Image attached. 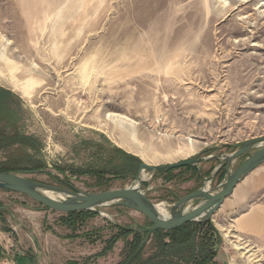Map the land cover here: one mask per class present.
<instances>
[{
  "label": "rangeland",
  "instance_id": "obj_1",
  "mask_svg": "<svg viewBox=\"0 0 264 264\" xmlns=\"http://www.w3.org/2000/svg\"><path fill=\"white\" fill-rule=\"evenodd\" d=\"M0 88L17 131L34 139L0 148V165L41 170L21 176L46 186L121 190L141 164L229 155L264 136V0H0ZM125 155L140 161L131 175ZM181 169L145 173L140 191L167 210L201 182ZM0 209V251L33 258L29 231L53 253L41 264H120L121 241L98 257L109 225L150 226L103 206L72 229L60 223L68 214L2 190ZM234 241L229 231L219 248L233 257Z\"/></svg>",
  "mask_w": 264,
  "mask_h": 264
},
{
  "label": "water",
  "instance_id": "obj_2",
  "mask_svg": "<svg viewBox=\"0 0 264 264\" xmlns=\"http://www.w3.org/2000/svg\"><path fill=\"white\" fill-rule=\"evenodd\" d=\"M240 158H243L241 163L232 169L233 164ZM210 161H217L211 174L206 178H201L202 185L197 190L186 194L167 210L165 209L167 216L161 215L156 208L158 205L152 203L139 189L145 173L161 175L189 167L196 168L200 172L198 165ZM262 164H264V136L239 144L236 150L229 155L193 158L163 166L141 164L136 175L132 177L133 184L121 190L97 193L66 190L36 183L22 177L23 173L12 172L0 173V190L25 196L45 209L62 214L81 211L95 212L96 208L103 206L135 211L150 223L149 227L142 230L147 234L143 241V244H146L149 237L157 230L171 231L187 223H202L211 220L225 199L232 195L235 187ZM39 172L41 170L30 173ZM221 172L224 173L221 183L216 187H209ZM45 192L55 193L60 197L52 199Z\"/></svg>",
  "mask_w": 264,
  "mask_h": 264
},
{
  "label": "trees",
  "instance_id": "obj_3",
  "mask_svg": "<svg viewBox=\"0 0 264 264\" xmlns=\"http://www.w3.org/2000/svg\"><path fill=\"white\" fill-rule=\"evenodd\" d=\"M12 97L13 95L9 91L0 88V122L6 123L3 125V130H0V148L18 146V150H20L23 147L26 148V146H33L34 139L18 132L15 123L10 120L12 112L9 106ZM118 152L116 151V153ZM24 157L25 159L21 162L34 163L28 155H24ZM126 157L131 162L130 166L126 167V171L128 175H131L135 172L140 161L135 157ZM16 159L19 160V158ZM17 162L19 163V161ZM181 170L191 171L192 168H182ZM173 171L161 175L168 176ZM2 172L30 173L32 171L19 168L10 161L0 165V173ZM222 177L224 178L223 173H219V181H222ZM0 212H3V210L0 209ZM94 216L96 214L90 211L76 212L61 217L60 223L68 228L75 229L78 224L82 223L83 218ZM108 228L112 232L111 237L105 241L106 248H104V251L97 256L104 257L107 252L112 251L117 242L121 241L123 243V260L120 264H217L216 257L222 243V238L211 220L202 223H187L171 231L157 230L149 237L146 244H143V241L146 239L147 234L142 232L146 227L134 228L109 225ZM92 235H85L90 243L96 242L91 241Z\"/></svg>",
  "mask_w": 264,
  "mask_h": 264
},
{
  "label": "crops",
  "instance_id": "obj_4",
  "mask_svg": "<svg viewBox=\"0 0 264 264\" xmlns=\"http://www.w3.org/2000/svg\"><path fill=\"white\" fill-rule=\"evenodd\" d=\"M216 165L217 161L202 163L198 165L200 172L196 168H192V171L197 173V180L201 182L189 189L188 193L197 190L202 185L201 178L208 177L211 174L209 171L211 169L213 171ZM214 182L217 185L221 183L219 179H215L209 187H212ZM211 222L222 239L230 231L234 233L236 240L233 242L234 256H228L227 249L219 248L216 257L217 264H259V256L264 260V164L254 169L235 187L232 195L225 199L220 209L212 216ZM223 225H227V227ZM26 234L30 240L36 243L37 251L32 255L33 258H31V254L30 256L23 254L18 257L10 256L11 258H7L5 256L8 254L0 251V255L3 256L6 263L12 260V264H41L42 260L40 259L46 254L52 258L51 248L50 251H45V248H41L38 244L34 233L28 231ZM45 236L48 238L47 234ZM70 239L76 241L81 237ZM250 252L253 253L250 254ZM245 253H248L249 256ZM72 263H74L72 259H68L67 264Z\"/></svg>",
  "mask_w": 264,
  "mask_h": 264
},
{
  "label": "bare ground",
  "instance_id": "obj_5",
  "mask_svg": "<svg viewBox=\"0 0 264 264\" xmlns=\"http://www.w3.org/2000/svg\"><path fill=\"white\" fill-rule=\"evenodd\" d=\"M156 86H157V85H156ZM120 135H121L123 138L126 137V139H127V136H128V135H125L124 132H120ZM128 137H129V136H128ZM45 194H46L48 197L52 198V199H57V198L60 197V195H54V194L51 193V192H45ZM156 208H157L158 212H159L161 215H163V216H167V213H166V210H165L164 206H162V205H158V206H156Z\"/></svg>",
  "mask_w": 264,
  "mask_h": 264
}]
</instances>
